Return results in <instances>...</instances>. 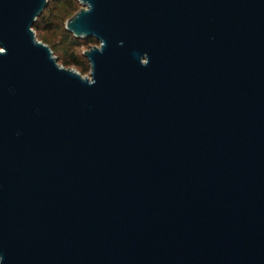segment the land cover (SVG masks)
I'll return each instance as SVG.
<instances>
[{
	"label": "water",
	"instance_id": "1",
	"mask_svg": "<svg viewBox=\"0 0 264 264\" xmlns=\"http://www.w3.org/2000/svg\"><path fill=\"white\" fill-rule=\"evenodd\" d=\"M0 0V264H264V0H79L90 77Z\"/></svg>",
	"mask_w": 264,
	"mask_h": 264
},
{
	"label": "rangeland",
	"instance_id": "2",
	"mask_svg": "<svg viewBox=\"0 0 264 264\" xmlns=\"http://www.w3.org/2000/svg\"><path fill=\"white\" fill-rule=\"evenodd\" d=\"M47 4V2H46ZM82 4L79 2V0H59L57 2H55L54 4V8L52 10V16L49 18L50 20V27L47 29L44 28H40V30H34V33L36 34V38H45L48 39V43H50V45L52 46V42L53 43H57L60 41V39L62 38V30H64V26H65V20L67 17H69L70 15H72L76 10H78L79 8H81ZM45 8V7H44ZM43 8V9H44ZM42 41V39H39ZM43 42V41H42ZM47 44V42H44ZM59 44L57 43L56 47L52 46V49L54 50V55L57 58V55H60V49L59 48ZM48 45V44H47ZM93 45H98V42H93L90 44H82V45H78L75 47V52L79 55L82 56L86 59V57L83 55V51L88 49L89 47L93 46ZM87 60V59H86ZM88 63V61H87ZM63 66H67L70 67L72 69H74L75 71H77L80 75L89 78L90 77V68H89V64L84 67V70H80L78 67L72 65V64H68V65H63Z\"/></svg>",
	"mask_w": 264,
	"mask_h": 264
},
{
	"label": "trees",
	"instance_id": "3",
	"mask_svg": "<svg viewBox=\"0 0 264 264\" xmlns=\"http://www.w3.org/2000/svg\"><path fill=\"white\" fill-rule=\"evenodd\" d=\"M59 0H47L46 7L36 16L35 24H32V28L34 30H40V28L47 29L50 27V20L49 18L52 16V10L54 8L55 2ZM36 36V34H35ZM42 39L43 42H47L49 48L51 49L52 53H54V50L52 49V46L56 47L57 43L59 44L60 49V55H57V61L62 65H68L72 64L76 67H78L80 70H84V67L88 65L87 60L79 56L75 52V47L78 45H82L84 43L90 44L93 42H96V40L93 37H79L74 36L71 32L67 31L65 28L62 30V38L59 42L56 44L52 42V46L50 43H48V39L45 38H39Z\"/></svg>",
	"mask_w": 264,
	"mask_h": 264
}]
</instances>
